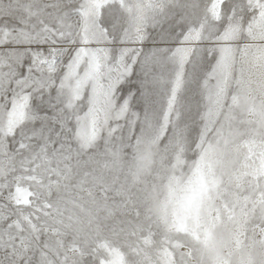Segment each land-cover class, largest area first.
Wrapping results in <instances>:
<instances>
[{"label": "snow or ice", "instance_id": "1", "mask_svg": "<svg viewBox=\"0 0 264 264\" xmlns=\"http://www.w3.org/2000/svg\"><path fill=\"white\" fill-rule=\"evenodd\" d=\"M0 264H264V0H0Z\"/></svg>", "mask_w": 264, "mask_h": 264}]
</instances>
